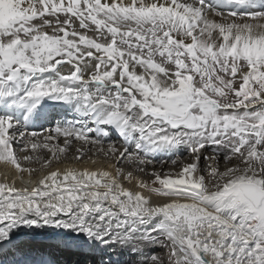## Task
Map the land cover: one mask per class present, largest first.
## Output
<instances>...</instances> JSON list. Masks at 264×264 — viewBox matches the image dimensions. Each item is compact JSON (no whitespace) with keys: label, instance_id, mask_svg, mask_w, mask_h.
Instances as JSON below:
<instances>
[{"label":"snow or ice","instance_id":"1","mask_svg":"<svg viewBox=\"0 0 264 264\" xmlns=\"http://www.w3.org/2000/svg\"><path fill=\"white\" fill-rule=\"evenodd\" d=\"M0 165V264H264V0H0Z\"/></svg>","mask_w":264,"mask_h":264},{"label":"bare ground","instance_id":"2","mask_svg":"<svg viewBox=\"0 0 264 264\" xmlns=\"http://www.w3.org/2000/svg\"><path fill=\"white\" fill-rule=\"evenodd\" d=\"M165 170H167V169H165ZM0 171H3V166L2 165H0Z\"/></svg>","mask_w":264,"mask_h":264}]
</instances>
